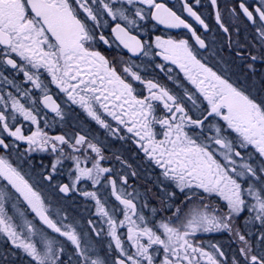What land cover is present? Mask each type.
<instances>
[{"label":"snow or ice","instance_id":"6c2138e0","mask_svg":"<svg viewBox=\"0 0 264 264\" xmlns=\"http://www.w3.org/2000/svg\"><path fill=\"white\" fill-rule=\"evenodd\" d=\"M73 2L77 7H73ZM73 2L0 0V48L3 49V63L23 72L26 81L43 93L41 98L36 99L31 96L30 89H21L14 85L17 92L21 93L20 96L9 92L8 99H5L4 95H0V105L4 109L10 107L12 110L10 115L0 110L3 131L18 141H26L29 152L51 150L58 153L51 165V173H56L57 165L64 158L74 161L75 176L72 187L68 184L60 185L59 191L62 193L74 190L83 179L90 180L94 186L99 185L104 174L111 172V169L100 164L104 159L101 148L87 141L84 135L75 137L72 143L64 135L50 136L40 127L41 114L37 104L61 119L64 115L60 104L49 94V89L40 79L39 70L43 68L50 75V82L66 95L67 102L79 104L90 117L109 129L110 126L101 118L94 105L103 109L119 124L124 125L129 133H134L138 138L137 143L146 156L162 169L165 179L174 182L181 192L188 190L185 199L190 206L186 210L175 208L174 219L178 222L175 224L173 217L150 222L137 208V195L127 192L124 187L118 188L115 179L108 180V184L111 186V196L122 205L120 211L123 219L116 218L117 209L109 210L96 191L84 192V196L95 201L96 213L104 218L108 226L107 235L120 253L114 264H155L157 253L152 251L154 245L162 247L164 253L160 264H201V260L207 264H221L217 254L222 257L224 253L219 250L218 245L211 244L214 251H208L203 246L194 244L191 238L198 232L210 233L225 229L234 231L233 217L249 207L256 212L254 219L264 224V101L257 103L228 79L202 63L187 40L171 37L164 39L161 36L155 37L158 54L165 61L179 66L187 80L207 102V109L199 118L194 119L178 97L172 95L167 88L152 80H143L132 67H124L125 74L133 81H140L147 88L148 95L138 98L132 83L122 78L108 58L95 49L96 43L102 41L109 47L112 44L117 47L122 45L133 54L148 56L150 53L147 49L151 45L134 35L133 30L139 28V22L149 15L161 25L191 30L201 48L206 47L205 41L196 35L191 24L165 4L157 3V0H91V4L89 0ZM117 2L121 6L113 7ZM211 3L216 5L217 0H211ZM97 4L99 7L94 10L93 6ZM125 4L131 6V11L124 7ZM239 7L249 20L255 22L253 11L244 3H240ZM78 9L82 10L84 19L80 18ZM185 10L204 29L208 28L200 15L187 4V0ZM254 11L260 21L264 22V0H261V6ZM104 15L109 16L112 21H121L111 27V37L105 36L102 31L97 34V29L108 23L106 20L102 21ZM216 20H221L219 10L216 11ZM224 31L227 32L228 29L224 28ZM259 35L264 37V30L259 31ZM13 54L25 63L18 64L12 58ZM252 59L257 57L253 56ZM28 67L34 72L28 71ZM160 67L163 69V65ZM0 77L8 80L3 72H0ZM8 83L14 84L11 80ZM185 95L195 107L193 96L187 92ZM22 99L30 106L22 103ZM157 103L167 110L162 117L156 115ZM17 114L24 121L35 125V131L24 135L21 126L13 130L9 121L15 124ZM213 116L225 122L226 129H222L219 124H208V131L205 132V121ZM154 125L162 127V139H157L158 133L154 130ZM47 126L45 119V127ZM193 128L199 132L190 135L189 130ZM226 130L236 134L235 144L223 134ZM111 131L115 133L119 129ZM85 144L97 156L91 167L81 166L88 163L87 157L82 160L76 155L65 156L63 146L67 145L73 152H80ZM0 146L9 147L3 138H0ZM249 146L258 153L260 161L253 163L251 155H242L241 150ZM0 178L15 189L43 226L66 238L74 246L82 258V264H106L102 257L92 258L88 254L93 249L87 244L82 245V237L75 227L70 224L60 225L52 218L49 213L54 210L50 204L45 202L40 192L3 156H0ZM52 178V174L44 177L47 181ZM255 182H259V188ZM126 183L127 177L123 178V184ZM200 190L208 196L216 194L222 198L226 202L227 213L218 216L215 214L217 209L209 211V205L204 203ZM174 195L175 193H171L170 198ZM246 196L254 198L255 203L249 205ZM7 199L8 193L0 188V233L11 245L31 257L35 264H64L61 256L65 249L63 246L57 247L59 241L50 236L45 227H36L16 204L12 205L13 215H9L5 207ZM144 206L146 205H141V208ZM151 211L153 215L157 212L155 208ZM55 214L59 216L58 210H55ZM14 216L17 217L16 220ZM63 218L66 217H61ZM88 223L92 224V221ZM150 223L154 226H150ZM119 228H126L128 247L118 233ZM235 234L243 244L239 251L247 264H264V252L259 255L251 254L252 248L245 235L238 230ZM96 235L99 236L100 232L97 231ZM261 240H264V233L261 234ZM108 247L111 249L113 243H109ZM233 264L240 262L233 259Z\"/></svg>","mask_w":264,"mask_h":264},{"label":"flooded vegetation","instance_id":"af4514ba","mask_svg":"<svg viewBox=\"0 0 264 264\" xmlns=\"http://www.w3.org/2000/svg\"><path fill=\"white\" fill-rule=\"evenodd\" d=\"M70 2H73V0H70ZM89 3L91 4V0H89ZM157 3L165 4L191 24L196 35L205 41L206 47L201 48L199 46L191 30L183 27L171 28L161 25L150 15L139 22V28L133 30L134 35H137L146 44L151 45V48L147 49L150 53L148 56L133 54L128 49L123 48L122 45L117 47L116 44H112L109 47L102 41L96 43L94 45L95 49L108 58L122 78L132 83L135 95L138 98L148 95L147 88L140 81H133L129 75L125 74L123 72L124 67H132V70L138 72L143 80H152L167 88L172 95L178 97L188 114L193 116L194 119L199 118L200 114L205 113L207 109V102L196 91L195 86L187 80L179 66L171 61H165L158 54L159 49L155 46V37L161 36L164 39L171 37L177 40H187L197 59L201 60L202 63L228 79L230 83L244 91L257 103L264 101V37L259 35V31L264 30V22L260 21L258 14L254 11L256 7L261 6V0H217L216 5H213L211 0H199L198 4L196 0H187V4L208 25L207 29H204L194 17L188 14L185 10V0H157ZM240 3H244L250 11H253L255 22L249 20L243 14L239 7ZM120 6L119 2L113 5V7ZM73 7H77L74 2ZM96 7H99V5H94V10ZM124 7L131 11V6L125 4ZM141 7L144 6L141 5ZM217 10L220 12V22L216 20ZM78 12L81 13L80 18L84 19L82 10L78 9ZM101 19L102 21L106 20L108 23L106 26L98 28L97 34L102 31L105 36L111 37V27L115 23H121V21H112L107 15H104ZM89 24L91 25L90 21ZM224 28H227L228 31L225 32ZM2 53L3 49L0 48V72H3L4 76L13 81L14 84H10L8 80L0 77V95H4L5 99H8L7 93L9 92H12L15 96H20L21 93L17 92V88L14 86L16 85L21 89H30L33 98H41L43 95L41 90L33 88L32 83L26 81L23 72L3 63ZM253 56L257 59L253 60ZM12 58L16 59L18 64L25 63L15 54ZM161 65H163V69L160 67ZM27 70L34 72L30 67ZM39 75L41 81L49 89V94L60 104L64 114L61 119L50 110L44 109L41 104H37L36 106L40 109L41 114L40 127L50 136L64 135L72 143H74L75 137L84 135L87 141L101 148L104 159L100 161V164L102 167L111 169V172L104 174L99 185L94 186L90 180L83 179L76 185L74 190L69 193H62L59 191L60 185L68 184L70 188L72 187V180L75 176L74 161L64 158L62 163L57 165L56 173H51V165L55 162L58 153H53L51 150L29 152L27 142L18 141L9 136L3 131L2 125H0V138H3L9 147L0 146V156L5 157L24 175L33 188L40 192L45 202L50 204L51 209L54 210L49 214L58 224H70L76 228V231L82 237V245L87 244L93 249L88 253L92 258L100 256L106 261V264H114L120 253L115 249L111 237L107 235L108 226L104 218L96 213L95 201L91 197L84 196L83 193L96 191L109 210L117 209L116 218L118 220L123 219V214L120 211L122 205L110 194L111 186L108 184V180L115 179L118 188L124 187L127 192L137 195L135 200L137 208L142 211L150 222H158L173 217V223L175 224L178 223L174 219L175 208L181 207L186 210L190 206L189 201L185 199V193L188 190L185 189V192H181L174 182L163 177L162 169L146 156L140 144L137 143L138 138L134 136V133H129L124 125L119 124L103 109L94 105L101 118L110 126L109 129L104 128L90 117L79 104L67 102L66 95L50 82L51 77L46 70L41 68ZM186 92L193 96L196 102L195 107L187 99ZM21 102L25 103L26 106H30L24 99ZM155 106L158 117L166 114L167 110L163 108L162 104L157 103ZM0 110L5 111L6 115H10L12 111L10 107L4 109L2 105H0ZM45 119L47 127H45ZM9 123L13 130L15 127L21 126L24 135H30L36 128L31 122L24 121L18 114L15 124H12L11 121ZM208 124H219L222 129H226L225 122L218 117H209L205 121V132L208 131ZM153 127L158 133L157 139H162V127L160 125H154ZM115 129H119V131L113 133L111 130ZM198 132L199 130L195 128L189 130L190 135H195ZM223 134L233 140L234 144L237 142L236 134L231 130H226ZM63 147L66 157L71 154L79 156L82 160L85 157L88 158V163L86 165L82 164V167H91L92 162L97 159L96 154L91 149H87L86 144L81 147L80 152H73L67 145ZM241 151L245 157L251 155L253 163L261 159L252 146ZM217 158L220 159V157ZM49 174L53 176L51 181L44 179ZM125 177H127V183L123 184V178ZM244 186L247 187V184ZM0 188L8 193L5 207L9 215H13L12 205L16 204L18 208L25 212L27 219L33 221L36 227H45L49 235L59 241L57 247H64L65 251L61 256L64 264H82V258L79 257L74 246L66 241V238L43 226L27 203L23 201V198L3 178H0ZM171 193H175V195L170 198ZM188 194L191 195V193ZM200 194L204 196V203L209 205V211L213 208L217 209L218 211L215 214L218 216L227 213L226 202L218 195L208 196L203 194L202 190H200ZM245 199L248 202L249 196H246ZM251 199L253 198L251 197ZM141 205L146 206L141 208ZM153 208L157 210L155 215L151 211ZM55 210H58L59 216L55 214ZM251 210L250 207L246 208L241 214L233 217L234 231L230 232L225 229L210 233L198 232L191 238L192 242L198 246H203L208 251H214L210 247L211 244L218 245L219 250L224 253L222 257L217 254V259L220 260L221 264H233V259L238 260L240 264H247L239 251L243 244L235 234L236 230L245 235L249 241L252 248L251 254L259 255L264 252V240H261V234L264 233V224L254 219ZM61 217L66 218L61 219ZM13 218L14 220L17 219L15 216ZM89 221H92V224H89ZM150 226H154V224L150 223ZM97 231L100 232L99 236L96 235ZM118 233L121 235L122 240H125V246L128 247L125 237L126 228H119ZM1 237L3 238L1 241L2 248L5 247L8 250L7 254L13 251L18 258L23 257V263L35 264L23 250L11 245L2 233H0ZM144 242L146 243V240ZM109 243H113L111 249L108 247ZM129 250L134 251L131 248ZM1 251L0 248V255L2 256ZM152 251L157 253L155 264H160L164 256L162 247L154 245ZM201 264H207V262L201 260Z\"/></svg>","mask_w":264,"mask_h":264},{"label":"rangeland","instance_id":"374dc122","mask_svg":"<svg viewBox=\"0 0 264 264\" xmlns=\"http://www.w3.org/2000/svg\"><path fill=\"white\" fill-rule=\"evenodd\" d=\"M259 185H260L259 182L256 183V186L258 188L260 187ZM248 203H249V205L255 203L254 198L251 199V197H249ZM250 210H251V208H250ZM252 213L254 214V217H255L256 212L254 210H251V214ZM2 240H3V238L1 237L0 238V248L2 249V251H1L2 256L0 255V264H25V263H23V257H21V258L19 257L20 259L16 258V260H15V257H13L15 252H13L12 250H11L12 252L10 254H7L8 250L5 247L2 248V245H1ZM4 255H5V257H3ZM27 261L30 262V260H28V259H27Z\"/></svg>","mask_w":264,"mask_h":264},{"label":"bare ground","instance_id":"6f19581e","mask_svg":"<svg viewBox=\"0 0 264 264\" xmlns=\"http://www.w3.org/2000/svg\"><path fill=\"white\" fill-rule=\"evenodd\" d=\"M260 186V185H259Z\"/></svg>","mask_w":264,"mask_h":264}]
</instances>
